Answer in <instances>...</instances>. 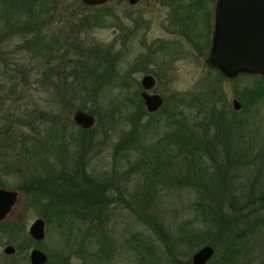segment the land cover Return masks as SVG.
<instances>
[{
    "label": "rangeland",
    "instance_id": "374dc122",
    "mask_svg": "<svg viewBox=\"0 0 264 264\" xmlns=\"http://www.w3.org/2000/svg\"><path fill=\"white\" fill-rule=\"evenodd\" d=\"M174 1L139 0L132 5L128 0H110L100 8L83 5L81 0H60L54 21L46 28L41 23L46 38L34 40L29 33L5 34L10 26L7 28L3 18L12 22L16 16L3 17L0 0V125L11 123L7 135L0 133V186L17 190L19 198L7 216L15 228L0 227V264H32L33 247L47 255L44 264H58L62 257H68L70 264H148L152 254L149 250L154 251L158 264H169L164 240L176 245L177 255L191 264L192 255L208 245L195 242L193 229L204 226L209 207L225 202L228 193L239 191L240 184L254 175V167L264 166V156L254 160L255 156L264 155L259 153L264 152V98L253 96L244 109L241 104L240 110L232 105L234 98L242 101L236 94L254 86L255 78L243 74L229 78L219 70L220 74L205 67L207 49L202 56L195 54L194 45L203 46L207 41L208 14L215 0ZM178 5L182 8L176 18L179 25L166 29V16ZM37 7L47 11V19L54 14L50 12L54 10L52 6ZM27 17L22 11L19 22L26 23ZM85 18L89 24L83 23ZM50 33L60 40L63 52L65 42L73 44L74 39L118 52L115 71L120 79L115 82L119 83L129 71L130 90H139L138 81L144 74H154L156 86L151 92L165 97L168 108L175 106L174 110H180L179 118L186 117L189 126L205 120L208 105H227V116L240 123L238 130L246 149L231 153L220 150L214 156H206L205 169H197L188 155L178 153L177 146L173 151L164 149L165 123L170 118L165 112L147 109L149 114L138 121L136 136L128 137L134 128L136 104L130 105L123 88L105 86L101 95L97 92L84 98L56 88L52 66L56 67L58 58L54 53L50 59V52L40 44L52 40ZM162 40L174 41L176 45L170 42L169 52H163L155 46ZM141 59L146 61L137 69ZM70 70L68 67L67 82L72 81ZM104 70L101 68L100 72ZM211 86L221 94V100L211 98ZM192 96L197 100H192ZM180 98L184 102H179ZM78 109L95 118L88 128L92 131L82 136L89 148L84 157L85 169L93 178L107 183L105 194L111 198L101 211L91 209L85 219L74 213L57 216V207L47 197L31 195L36 171L45 170V177L49 174L54 178L52 173L63 163L72 166L70 154L80 150L73 146L78 145L75 141L80 136V126L73 121ZM194 130L201 132L196 127ZM121 141L124 147L117 149ZM249 159L254 161L248 162ZM215 160L221 167H216ZM48 163L51 167L47 168ZM52 187L57 188L55 183ZM45 189L44 186L40 192ZM50 196L56 198L55 193ZM48 201L52 206H47ZM43 215L49 220L45 222L44 238L35 240L28 228ZM144 244L154 249H147ZM7 245L14 247L13 254L4 252ZM261 257L262 253L256 252L254 263Z\"/></svg>",
    "mask_w": 264,
    "mask_h": 264
},
{
    "label": "trees",
    "instance_id": "16d2710c",
    "mask_svg": "<svg viewBox=\"0 0 264 264\" xmlns=\"http://www.w3.org/2000/svg\"><path fill=\"white\" fill-rule=\"evenodd\" d=\"M59 2L60 0H1L3 4V17L5 15L9 16L10 14L16 16V19H13L12 22L8 18H3L6 21L7 28L10 26V30H7L5 34L10 32L16 35L29 33L34 36V40L36 38L38 39V36H42V39L46 38L44 32L41 31L42 26L39 22V16H42L46 11L43 7L37 6L48 5L52 6L50 8H55ZM180 8V5L176 6L175 12H178ZM22 11L28 16L27 20L24 19L26 21L24 24H21L18 18L19 13L21 14ZM12 23H17V25ZM83 23L89 24L86 18ZM83 23L80 25L75 23L74 25L82 27ZM51 39V43L40 42V44L45 50L50 52V59L54 56V53L55 58H58L56 67L52 66L56 74L55 83H58L56 88H61L66 92L72 91L74 96L80 95V97L83 98L92 96L97 92L101 95L102 92H104L102 87L105 88V86L106 88H123L122 91H126V99L130 101V105L136 104V117H134L136 119H132L134 128H132L133 131L130 130L132 132H128L127 135L128 137L131 135L135 137V134L138 132V121L141 116L149 113L146 111L139 90H130V82H128L127 79L130 73L129 71L128 75L125 74L119 83L115 82L116 78H118V80L120 79V77H117L118 74L115 71L116 62L119 59L117 55L118 52L112 53L104 48L89 46L90 44L77 42L76 39H74L73 44L72 42H65V44H67L66 51L63 52L61 50L60 40H57L54 36H52ZM60 39L62 38L60 37ZM70 54V59H68L67 55ZM68 67L71 69V82H67ZM101 68L105 70L100 72ZM137 68H139V66H137ZM212 69L214 70V68ZM215 71L218 72L217 69H215ZM243 75H249L255 78L256 84L243 90V92L241 91L242 96L241 92L236 94L237 98L240 95L242 109H244L245 105L252 99L251 97L260 96L264 98V76L245 72ZM111 79H114V81H111ZM109 80L114 83H108ZM234 87H236L235 84ZM78 90L82 93L79 94ZM209 92L212 99L221 100V94L212 86ZM178 100L181 103L184 102L182 98ZM192 100L196 101L197 99L192 96ZM77 106L82 108L79 104ZM73 107H76V105ZM208 107V112L205 113V120L194 124L196 128L201 129V132H196L194 126H189L186 117L182 116V118H179L182 112L180 110H174L175 106L173 109L168 108L167 99L165 97L162 106L157 110V112H165L166 117L170 118L165 123L164 149L173 151V148L177 146L178 153L183 152L186 156L188 155L197 169H205L207 167L206 156H214L220 152V150L231 153L233 151L244 152L246 149L243 142H241L243 139L238 130L240 123H236L238 122L237 120L227 116L229 107H227V105L221 108H213V105H208ZM176 111H178V113H176ZM233 114L235 115L236 112ZM10 125L11 123H2L0 125V133L7 135L8 130L10 131L11 128ZM78 128L80 132L79 139L78 137H73V139L76 138L75 143L78 145L73 143V146L80 150L79 152L70 154L72 166L67 167L63 163V165L56 169L55 173H52V175L54 174V178L49 176V174L47 176L48 178L45 177L44 174L48 173H45V170L41 172L36 171L34 179H32L35 190L31 195L32 197L37 196V198L43 199H45L44 196L47 197L52 205L57 207V216L74 213L79 218L85 219L89 215L91 209H100L101 211L105 205L110 202L111 198L105 194L107 183L104 184L101 180L99 181L93 178L85 169L86 163L84 157L88 154L89 148L84 145L85 137L82 136L88 135L92 129L84 130L80 127ZM209 131H211V133ZM124 144V141H121L117 145V149L124 147ZM0 145H2V142ZM263 156L264 155L255 156L256 158L254 160L259 157L263 159ZM217 157L220 156L218 155ZM254 160L249 159L248 162ZM218 162L219 160H215L217 168L221 167ZM46 165L47 168L51 167L49 163ZM50 172L52 171L50 170ZM254 172V175L250 177L247 182L240 184L239 191L232 194L228 193L225 202L218 201L209 207V215L204 216L205 223L202 228L198 226L193 229L194 235L196 236L195 242L198 243V245L208 244L214 248V255L207 264H264V166L262 165L259 168L254 167ZM53 183L56 184V189L52 187ZM44 186L46 187L45 191L40 192ZM48 192L51 194L55 193L56 198L52 199L50 196L51 194ZM47 194L49 196H47ZM64 200H68L71 203L65 202ZM49 201L47 206H52ZM33 203L35 204L34 200ZM46 218L43 215L45 222H48L49 220ZM13 225L14 221L7 220L1 224L0 227L6 229L10 228L12 230V228H15ZM159 229L164 235H167V232H163L164 230L161 227ZM154 231L156 232L155 229ZM156 234L159 236V233L156 232ZM142 241L143 240L140 242ZM164 245L168 252L169 264H190L189 261L185 262L177 255L178 249L176 245H169V242L165 240ZM144 246H146L147 249L149 247L153 248L149 244H144ZM138 252L145 259L142 251L139 250ZM148 252L152 253L149 261L147 260L148 264H158V259L154 251L149 250ZM256 252L262 253V257L259 259V262L256 261V263H254ZM59 261L61 262L58 264H70L68 257H62Z\"/></svg>",
    "mask_w": 264,
    "mask_h": 264
},
{
    "label": "water",
    "instance_id": "95a60500",
    "mask_svg": "<svg viewBox=\"0 0 264 264\" xmlns=\"http://www.w3.org/2000/svg\"><path fill=\"white\" fill-rule=\"evenodd\" d=\"M87 6H98L109 0H81ZM135 0H130L134 3ZM209 63L219 68L228 77L240 72L264 76V0H217L214 41ZM153 84V78L145 75L142 79L144 89ZM141 97L148 111H157L163 104L161 95L142 92ZM233 108L239 110L241 103L232 101ZM73 121L88 129L95 123V118L84 110L73 113ZM17 192L0 188V221L9 214L16 202ZM29 234L35 240H41L45 234V221L35 219L29 226ZM14 247L7 245L6 254H12ZM214 253L211 245L197 250L191 258V264H207ZM32 264H44L47 255L33 249L30 253Z\"/></svg>",
    "mask_w": 264,
    "mask_h": 264
},
{
    "label": "flooded vegetation",
    "instance_id": "af4514ba",
    "mask_svg": "<svg viewBox=\"0 0 264 264\" xmlns=\"http://www.w3.org/2000/svg\"><path fill=\"white\" fill-rule=\"evenodd\" d=\"M110 1V0H109ZM109 1H107V2H109ZM139 0H135L134 1V3H130V0H128V2L130 3V4H132V5H134L136 2H138ZM106 2V3H107ZM216 2H217V0H215L214 1V4H213V6H212V11L211 10H209V14H208V20H209V22H210V30H207V32H206V38H207V41H205L204 42V44H203V46H201V45H198V44H196V45H194V48H195V54H199V56H202L205 52H206V49H207V52H206V57H205V59H204V65H205V67H208L209 69H212V68H214V69H217V70H219L220 72H222L219 68H217V67H215V66H213V65H211L210 63H209V57H210V54H211V52H212V48H213V41H214V31H215V22H216ZM106 3H104V4H102V5H98V6H96V7H100V6H105V4ZM94 7V6H93ZM50 12H52V13H54L51 17H50V19H47L48 18V13H47V11L46 12H44L43 14H42V16H39V22L40 23H43L44 24V27L46 28V26L48 25V23H49V25L54 21V19H55V16H56V14L58 13V8L57 7H55L54 8V10L53 11H50ZM178 12H175V10H171L170 11V13L169 14H167V23H166V25H167V27H165L166 25H164L163 27H165L166 29H169L171 26H175V25H179V21L178 20H176V18H177V14ZM25 18V17H24ZM138 20H142V17H138ZM212 21V22H211ZM144 26H142V28H143ZM146 27V26H145ZM208 31H209V33H208ZM55 33V32H54ZM51 34L50 33V35H51V37L53 36V35H55V34ZM122 37V36H121ZM123 38V37H122ZM38 39H42V36H38ZM163 42H159V44H157V45H155V46H157V48H159L158 50H164L163 52H167L168 51V45L170 44V42L172 43V42H174V41H170V40H162ZM174 45H176V42H174L173 43ZM178 49H179V52H182V50H181V47L180 46H176ZM204 49V51H203V49ZM169 52V51H168ZM148 55V54H147ZM140 61V62H139ZM138 62H137V64H138V66L139 67H142V65H143V62L142 61H146V60H144V59H141V60H139ZM138 69V68H137ZM223 73V72H222ZM244 72H240V73H238L237 75H235V76H233V77H237L238 75H240V74H243ZM245 73H247V72H245ZM224 74V73H223ZM145 75H149V76H151L152 78H153V84L151 85V87L150 88H148V89H144V87H143V85H142V79H143V77L145 76ZM229 78H232V77H229ZM139 82V86H140V88H139V93H140V96H141V93L142 92H147L148 94H152V93H156V92H151L152 91V89L156 86V78H155V75L154 74H144L143 76H142V78L138 81ZM139 86H137V87H139ZM158 94V93H157ZM162 97V96H161ZM163 98V97H162ZM235 99V98H234ZM163 101H164V99H163ZM232 101H233V99H232ZM145 105V104H144ZM0 188L1 189H8V190H13V191H16L17 192V199H16V202L14 203V205L12 206V208H11V210H10V212L9 213H11L12 211H13V208H14V206L18 203V191L17 190H14V189H9V188H5V187H1L0 186ZM9 215V214H8ZM7 215V216H8ZM38 218H41V217H38ZM35 219H37V218H35ZM34 219V220H35ZM5 220H7V217L5 218V219H3L2 221H0V225L1 224H3L2 222H4ZM29 229V228H28ZM29 232V231H28ZM33 249H37L36 247H33L32 248V250ZM31 250V251H32ZM15 252V251H14ZM13 252V253H14ZM12 253V254H13ZM31 253V252H30Z\"/></svg>",
    "mask_w": 264,
    "mask_h": 264
}]
</instances>
